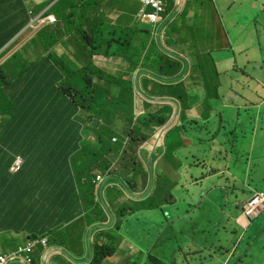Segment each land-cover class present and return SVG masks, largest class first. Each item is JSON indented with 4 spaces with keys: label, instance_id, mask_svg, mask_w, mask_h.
<instances>
[{
    "label": "trees",
    "instance_id": "trees-1",
    "mask_svg": "<svg viewBox=\"0 0 264 264\" xmlns=\"http://www.w3.org/2000/svg\"><path fill=\"white\" fill-rule=\"evenodd\" d=\"M53 1L0 0V236L21 234L29 238L26 246L48 240L53 247L66 248L74 240L77 223H85L94 230L105 228L107 216L98 196L99 189L108 187L111 173L135 190L147 183L148 173L139 148L167 123L166 114L173 110L171 106L154 110L153 104L147 103L148 112L137 117L134 82L97 66L94 56H120L132 69L142 66L155 77L166 80L168 78L162 76H168L177 81L157 84L158 90L146 91V95L149 98L174 97L184 111L192 107L191 91L201 89L203 92L195 98L197 104H204L202 115L207 119L227 98L238 104L250 91L254 84L252 77L259 71L256 65L264 61H257L262 56L254 61L245 62V59L263 52L264 40L255 33L251 37L255 42L247 44L248 33L256 29L261 13L257 7L247 8L251 15L240 19L248 27L246 34L232 42L226 37V43L223 35L228 33L214 28L202 32L212 31L218 38L204 35L199 38L201 44L213 45L217 40L215 46L230 53L226 63L219 62L211 51L205 60L191 63L186 57L176 56L167 45L170 37L166 30L181 31V35L189 33L188 24H183L181 17L174 14V0L165 6L155 23L161 32L152 35L150 27L141 30L137 24L120 30L107 23H104L105 28L100 24L88 28V22L82 24L85 11L88 12V1L58 0L43 16L53 14L55 23L36 31L28 40L21 38L28 32L31 20ZM97 1L103 7L104 0ZM246 7L235 13L245 11ZM148 11L155 12V9L148 8ZM140 31L146 32L147 37L152 36L146 42L141 40V45L137 42ZM237 46L242 48L238 54ZM186 68H192V75L184 79ZM94 78L100 82L92 83ZM234 87L236 92L232 94ZM258 111L263 124L264 110L252 109L254 113ZM248 119L250 123L255 120L250 116ZM222 133L217 132L215 136L218 138ZM247 140L246 134L238 133L230 143L233 150L213 151V158L209 159L197 157L179 173L181 179L189 176L191 181H197L209 171L221 174L224 169L220 161H238L245 152ZM184 146L183 141L171 144L166 154L174 160ZM149 153L145 152L143 157L147 159ZM19 157L23 164L15 173L11 168ZM155 157L152 162L147 160L152 172ZM175 162L181 163L179 158ZM161 165L166 163L160 160L156 173L166 190L169 173L167 165L159 171ZM129 172L133 175L129 176ZM202 186L201 182L199 187ZM204 189L209 190V187ZM255 190L250 187L249 194ZM200 198L212 201L209 193L200 192ZM225 199H229L228 196ZM144 203L148 204L143 202L140 207H146ZM112 209L119 219L118 228L113 230L115 233L109 229L96 235L89 264H104L113 257L124 236L121 218L125 219L128 208L116 203ZM17 237L13 239L15 248L23 244ZM184 248L185 245L179 246L180 250ZM33 255L36 259L37 251ZM21 261L17 264H25Z\"/></svg>",
    "mask_w": 264,
    "mask_h": 264
},
{
    "label": "rangeland",
    "instance_id": "rangeland-1",
    "mask_svg": "<svg viewBox=\"0 0 264 264\" xmlns=\"http://www.w3.org/2000/svg\"><path fill=\"white\" fill-rule=\"evenodd\" d=\"M37 3L41 2V0H35ZM135 8L137 9L136 12V19L134 20V24L139 25L140 29H146L148 27L151 28V35L155 32L159 33L161 32L160 26L152 23L149 19H139L138 14L140 10L142 9V4L135 0H130ZM168 2H172L171 0H166ZM243 4L246 3L244 0H240ZM219 9L214 12L215 20L210 19V22L213 24L209 25V30H212L214 28H217L219 32L224 33L226 31L230 37L231 42L236 38L240 37L244 34H246V27L245 25L240 21V18L238 14L235 12L239 10L238 8H232L230 10L224 9V4L222 2H219ZM251 8L259 7L260 9H264V1L263 0H254L250 4ZM234 12V14H233ZM264 15L260 13L259 21L260 26L257 29H252L250 33H248V36H250V42L251 44L255 41H252L251 37L256 35H260L264 40V23L261 21L263 20ZM216 23V24H215ZM218 23V24H217ZM219 24L223 25L225 28H228L224 30ZM190 28L197 29V26L193 23L188 24ZM202 31V30H201ZM35 33V30L32 26H29L28 32L23 34L21 38H24V40H28L33 34ZM169 37H170V44L169 40L167 38V45L169 49L173 50L175 52L176 56L180 57H187L192 61L193 59H197V57L203 61L208 57L207 49L212 52L211 55H214L216 59H218L221 63H226L227 59L230 55L227 51H223L220 48H217V46L212 44H196L195 42H189L188 44L181 46L177 40V38L172 36V32L168 31ZM215 35V34H214ZM216 36V35H215ZM152 37V36H149ZM147 37V33L140 31L137 35V39L147 41L149 38ZM223 40L226 42L225 34L223 35ZM20 41V39H19ZM174 41V42H173ZM227 43V42H226ZM212 45V46H211ZM19 47V44L16 46L14 50H16ZM236 52L240 51V47H235ZM177 53V54H176ZM264 54V50L262 52ZM183 57V58H184ZM121 70L118 71L116 75H123V73L126 72V69L123 70V66H120ZM127 67V66H126ZM108 71L110 69L107 68ZM145 72V69L141 66L137 69L130 68L128 70V73H133L134 77H137L140 73ZM188 72V69L186 73ZM185 77V76H184ZM130 78L135 82V79L130 76ZM83 84L85 83L82 81ZM92 83H99L96 78H94ZM144 83L146 86H148L150 89H152L157 82H155L153 79L146 77L144 79ZM138 86H140L138 84ZM258 88V86H255ZM142 89V87L140 86ZM261 92H264V88L260 87ZM196 93V91L194 92ZM262 94V93H261ZM139 102V95L137 98ZM176 99L174 98H168V97H159L156 101V105L154 110H162L165 106H171L173 108L172 111L168 112L166 114L167 118L170 119L169 126H177L172 125V123L175 120L176 114H178L179 117V123L186 118L185 111H181V108L179 105L176 104ZM143 105H138V108L141 107V112L144 111ZM138 109V110H139ZM205 108L201 106L200 114L197 113V117H194L191 121L192 123H185V129L183 130V134L185 137H189L193 142H197L196 146H194L191 143H188L184 139H182L177 133L172 134L167 139V147H169L171 144H176L179 141H183L185 146L183 147V154H186L188 156H194L197 157H204L206 159L213 158V147L211 144H208L206 141H200L199 139L202 138L203 129H201L202 126H205V123H202L197 125L193 124L194 121L200 119L202 120ZM194 111V107L190 109V112L192 113ZM234 113V112H232ZM232 113L230 115H227L228 119V125H230L229 130H232L234 128V121L232 118ZM213 114H216V111L213 112ZM199 115V116H198ZM137 117H139L136 114ZM232 117V118H231ZM214 119V118H213ZM169 126L167 127L169 129ZM195 129L198 130V132L195 131ZM251 124L245 122L243 126V130H250ZM159 129H157L154 133V135L150 138V140L156 136ZM215 131V130H213ZM168 132V131H167ZM147 141V143L150 142ZM234 139H231L233 141ZM144 144L149 145V144ZM202 144V146L200 145ZM143 145V144H142ZM140 146V148L142 147ZM157 145L159 146V143L157 142ZM153 148H155L152 145H149ZM148 147H146V150L148 151ZM227 148L229 150H233L234 147H232L231 144H228ZM140 152V151H139ZM170 157V156H168ZM172 161H178V155L176 153L175 159L170 157ZM142 160V159H141ZM235 160V159H234ZM181 162V166L183 170L188 165L189 160L186 156L183 155V158L179 159ZM144 167L148 174L153 175L154 172L150 171V169L147 167L145 162L142 160ZM167 166L168 162H165ZM165 165V166H166ZM232 172L238 173L239 176L244 177L242 172L238 170V168L245 169L246 165L244 164V160L240 159V164L232 163ZM228 166H224V170L227 171ZM238 170V171H237ZM169 178L168 181V188L164 190L162 188V178H158V174L155 179H151V183L155 184L154 188H144V186H141L140 190L137 191H131L130 189L126 191L122 188L124 182L122 179H119L115 177L113 174L111 178L108 180L110 183L108 184V187L103 190L104 193V199H100L101 204L103 205L104 201L106 203H109L111 207L115 205L116 203H123V207L128 208L127 216L124 218H121L122 222V231L123 235L126 239H129L132 241L135 245H139L142 248L147 249V251L152 253V257L149 259L148 262L145 264H159L161 259H165L166 264H174L176 260V256L173 255L176 250H178L179 245H186L185 249H190V253L192 254V257L196 258L201 254V250L198 245H201V243H204L208 246L209 249H213L217 247V237L215 235V232L217 231L216 225L218 224H224L227 223L224 221L226 218V215H230L233 219V224L236 223V217L239 215V213L236 210V202L238 199H241L243 195H245L247 192H249V189H261L264 181H235L232 178L229 180H226L224 182V189L226 191H214L211 192V197L209 202L208 200H205L203 198H200V192L208 193L207 189H204L205 187H197L196 189L193 188H185L187 185L190 184L191 179L189 176H185L184 179H180L176 182H174V178H172L171 175H166ZM231 176V175H229ZM228 176V177H229ZM170 180H173V184L170 183ZM161 181V183H160ZM126 184L132 188L131 186L126 182ZM157 185H160V187L157 188ZM144 188V189H143ZM229 199H225L227 197ZM247 198H243V203ZM143 202H147L146 207H140V204ZM129 215H134L130 217ZM257 224L263 225L264 219L261 217L258 219ZM74 230L76 232L80 231L82 233V239L84 241V245H80L76 250L72 251H64L62 254L57 258L54 255L50 259V264H64L67 263V260H72L75 264L84 263L90 260L92 255V247L94 246V242H92V233L93 229L90 227L88 228L86 224L84 225L82 223H77L74 227ZM86 232V237L83 235V233ZM113 233H115L113 231ZM231 232L228 234V236H231ZM23 236V235H22ZM21 235L19 236V241L21 243H25L26 240ZM17 237V236H16ZM164 243V244H163ZM161 244H163L161 246ZM40 246L36 248V250H40ZM82 249V252L79 251V249ZM52 248H47L46 250L49 251ZM39 255V254H38ZM57 256V255H56ZM148 256V255H147ZM147 256H140L141 258H144V260L147 259ZM226 254H218L213 259H205L201 262L194 264H216L215 260L220 257H224ZM35 257V256H34ZM183 256L182 258H184ZM189 257V256H188ZM191 258V257H189ZM37 259V258H36ZM181 261V260H180ZM135 262V261H134ZM182 262V261H181ZM237 261H231L230 264H236ZM17 264V263H12ZM137 264H143L142 262H137ZM185 264V263H184ZM228 264V263H227Z\"/></svg>",
    "mask_w": 264,
    "mask_h": 264
},
{
    "label": "bare ground",
    "instance_id": "bare-ground-1",
    "mask_svg": "<svg viewBox=\"0 0 264 264\" xmlns=\"http://www.w3.org/2000/svg\"><path fill=\"white\" fill-rule=\"evenodd\" d=\"M86 1H88V0H86ZM97 2H98L97 0H94V3H92L90 6L89 5L87 6L88 9H90L89 11L99 12L98 7L96 6ZM219 2H222L224 4L225 11L230 10L234 7L235 8L239 7V10H240L242 7H246L245 5H247V2L243 4L240 0H232V2H229V0H219ZM99 6H100V4H99ZM246 8H250V4H248V7H246ZM258 9L260 10L261 14L264 15V10L260 9L259 7H258ZM250 15L251 14L248 13L246 10L238 13V16L241 20H242L243 16H250ZM198 21H201V20L198 19ZM209 22H210V20H209ZM261 22L264 23V18ZM259 26H260V21L258 19L256 29ZM253 29H255V27ZM225 37H229V35L225 34ZM256 67L259 69V71L255 74V76L252 77V81L254 82V84L250 87V91H252L254 93L261 92L260 87L264 88V62L260 66L256 65ZM255 86H258V88ZM235 92H236V87L232 88V90H231V93L235 94ZM261 93L262 94L260 97L257 98V101H253L252 103H251V101H248L245 97H243L239 101L238 104H234L229 99H227V101L225 103H223V106L219 107L216 110V114L212 113L211 115H209V117L207 119H204V118H202V120L198 119V120L194 121L193 124L199 125L202 123V121H203V123H205V126H202L204 128L203 133H202V138H200L199 140L200 141H206L208 144H211V146L213 147V151H215V152L225 150L227 148L228 144L231 143V139H234V137L238 133L246 134L248 136V140L246 141L245 152L242 155V157L240 158V159L244 160V164L246 165V167H245V169L238 168V170H240L242 172V174L247 173L248 178H256V179L258 178V179H261V181H264V176L256 175L260 169H264V148L262 147V144H264V124L260 123L261 112L260 111H258L256 113L252 112V109L257 108L260 100L264 98V92H261ZM253 98H255V97L253 96ZM135 103L139 104V103H143V102L141 100H139V102H138V100L136 99ZM191 108H193V107L188 108V110L184 112L186 117L189 116ZM232 112H234V113H232ZM230 113H232V116L234 117V118L231 117L234 121V128L232 130H229L230 125H228V122H227L228 121L227 115H230ZM249 116L255 118L253 123L249 122V119H248ZM208 119H211V121H208ZM245 122L251 124V129L248 131L243 130V126H244ZM190 123H192V122H190ZM169 124H170V119H168V121L165 125L158 128L159 130H158L156 136H154L150 140L149 143H147V142L144 143V144L147 143L149 145L154 146L155 149L161 150V154H158L156 156V159L159 162H160V160L165 161L162 158V154L164 153V150H163V147H162L160 141L165 136V134L167 133V131H168L167 127L169 126ZM176 124H179L178 114H176L175 120L172 123V125H176ZM213 130H215V131H213ZM195 131L198 132L197 129H195ZM217 132H223V133L221 135H219V137L217 138L215 136V134H217ZM224 133L227 134L226 138L223 137ZM184 140L187 141L188 143L193 144L194 146H196V144H197V142H195V141L193 142L189 137H185ZM157 142L159 143V146L157 145ZM144 144L142 146H145ZM200 145L202 146V144H200ZM144 150H146V149H144ZM143 154H144V151L139 152V155H141L142 160L145 162V164L149 168V164L147 163V160L150 159V157H149L150 155H148L147 159H146L145 157H143ZM254 158H255V160H254ZM240 159L236 162H230V164L227 165L228 169L226 172H222L221 174H219V173H216L214 171L213 172L209 171L208 174L204 175L200 180L191 181L190 184L187 185L185 188L196 189L197 187H199V184L202 182L203 183L202 187H205V188L209 187V190H207V191L209 193V197H211V192L217 191L218 188L224 189V187H225L224 182L226 180H229L230 178H232L235 181H243V180H240L241 176H239L238 173L234 174L231 171L232 170V167H231L232 163L240 164ZM20 169L15 171V173L19 172ZM132 175L133 174L131 172H129V176H132ZM229 175H231V176H229ZM156 176H157L156 172H154L153 175H152V173L148 174V180H147V183L144 185V188H154L155 184L151 183V179L156 180ZM180 179H181V176L178 177L176 181H178ZM122 187L126 191H128L129 189L131 191H137V190H133L132 188H130L126 184V182L123 184ZM250 197H251L250 199H248L246 202H244L240 206H237V203L240 201V199H238V201L235 203L236 204V210L239 214L241 212H245L244 223H246V224L244 225L243 229H241V232L244 234L243 238L248 237V235H249L248 230L254 222H256L261 217H263V219H264V184H263L261 189H256L254 192H252V195ZM247 210H250V213H247ZM224 221L227 223L216 225L217 231L215 232V235L217 237V242H216L217 247H215L213 249H209L206 244L201 243V245H198L200 250H201V254L199 256H197L196 258H193V259L187 257V256H189L190 249L184 248L183 251L185 252L186 256L183 259H184L185 263L194 264V261H196L195 263H198V262H201L207 258L213 259L216 255L221 254L222 252H228V251L234 252V250L237 249V247L240 245V241H239V239L237 241L234 239V234L239 231L238 225L236 222H235L236 223L235 225L233 224V219L230 215H226V218L224 219ZM263 225H264V222H263ZM230 232L232 234H231V236H228V234ZM242 242H243V240H242ZM186 245H187V243L185 244V247H186ZM19 250H20V248L17 247L15 249H12L8 253L9 254H15V253L19 252ZM236 264H239V261L236 262Z\"/></svg>",
    "mask_w": 264,
    "mask_h": 264
},
{
    "label": "crops",
    "instance_id": "crops-1",
    "mask_svg": "<svg viewBox=\"0 0 264 264\" xmlns=\"http://www.w3.org/2000/svg\"><path fill=\"white\" fill-rule=\"evenodd\" d=\"M188 1L191 2L192 0H188ZM199 1L201 2L200 6H202V4L206 3L207 0H199ZM244 1L249 2V4H251V2L254 0H244ZM229 2H232V0H229ZM92 3H94V0H88L89 6ZM96 6L98 7L99 12H97V11L87 12L86 15L84 16V20H83L82 24L84 22H88L86 25V27H88V28L90 26L92 28L96 24H100L105 28L104 23H107L110 26H116L118 28V30H120L121 28L130 27L131 25H133L135 23L134 20L136 19L137 9L135 8L134 4L130 0H119L117 3H115L114 0H104L103 7H100L98 2L96 3ZM248 9L246 8V11ZM89 10L90 9H88V11ZM198 19H200L201 21H198ZM210 19L215 20L216 19L215 15L211 14V17H209L208 13L204 12L202 9H199V8L196 10L192 9V10H190V12L187 15H183L181 17V21L185 25L189 24V23H193L194 25L197 26V29L190 28V26L188 25V28L186 30H188L189 33L187 35H181V31L175 32V33H173V31H172V36L177 38V40L181 46H184V45L188 44L189 42H195L196 44L199 45L200 44L199 38H201L202 35L208 36V37L213 36V37L218 38L217 36L214 35V33L212 31H209L208 33L202 32L205 30H209V25L213 24V23L209 22ZM245 27L248 28L246 25H245ZM122 33L127 34V31H122ZM216 41L217 40L213 41V45L217 44ZM137 42H139V44L141 45V43H140L141 40L138 39ZM209 44H210V42H209ZM247 44H251V43L248 42V40H247ZM59 49L61 52H63V51L65 52V50L63 48H59ZM241 49L242 48H240V50ZM208 51H210V49L209 50L207 49V52ZM263 55L264 54L262 52L258 53V54H251L248 58L245 59V62L254 61L260 56H262V58L257 59V61L258 60L262 61L263 57H264ZM94 60H95L96 64L98 66H100L101 68H105V69L108 68L112 71H117L118 69L121 68L120 67L121 66L120 61L125 62V59H123L120 56L106 57L103 55H97V56H95ZM199 60L200 59L197 57V59H193L192 61L190 60V62L191 63L195 62V61L197 62ZM253 96L255 98H253ZM260 96H261L260 94L254 93L252 91L246 92L244 95V97L248 101H251V103L253 101H257V98ZM263 102H264V98L261 99L260 102L258 103L257 108L259 110H264V103ZM142 107L144 109L143 112L149 110L148 105L145 103L143 104ZM140 109H141V107H140ZM200 110H201V105L195 106L194 111L192 113L190 112L188 118L193 119L194 117H197V113H199ZM262 147L264 148V144H262ZM159 152H161V150L157 149L156 156ZM164 162H166V161H164ZM219 164H220V167L223 168L224 166H227L228 164H230V161L221 160ZM155 165L157 167V163ZM168 165H170L169 162H168ZM164 167L165 166L161 165L158 167V170L163 171ZM256 175L264 176V170L259 171ZM178 177H180V174H178ZM240 180L261 181V179H258V178L256 179V178H248V177H240ZM240 215H241V213H240ZM240 215L237 217V220H236L239 231L234 234V239L236 241L239 239L240 245L237 247V249L234 250V252L228 251L225 253L226 256L217 258V260H215L216 264H227V263L230 264L231 261H237V262L239 261V264H264V225L257 224V222H254L248 230V234H249L248 237L243 238L244 234L241 232V229H243V227L246 223H244L245 218L243 216L240 217ZM129 216L132 217L134 215H129ZM104 227L105 228H101V227L95 228L94 236L96 237L97 234H99L100 232L105 231V230H109V229H111L112 231L116 230L118 228V221L116 220V218L111 216V219L109 220V222H108V218H107V222L104 223ZM88 228H90V227H88ZM20 235H18V237H17L18 239H19ZM83 235L86 237V232H84ZM14 237H16V236H14V235L0 236V254L8 253L12 249L15 248V246L13 244ZM28 239L29 238L25 236V240L28 241ZM242 240H243V242H242ZM24 244L25 243L20 244V245H24ZM163 244H161V246ZM80 245L81 246L84 245V241L82 239V233H80V231H78V232H75V234H74L73 242H71L68 245V247H66V248H64V247H51L52 249L47 251L44 246H40L41 247L40 250H38V251L36 250V251L38 254H39V252L41 254L37 255L36 256L37 259H35V260L40 262V264H50V259L53 255L58 258L62 254V252L76 250ZM179 246H178V250H176L173 254L176 256V260H175L174 264H184L185 263L184 259L182 258L183 256H186L185 252L183 250H180ZM181 246H184V245H181ZM79 251L82 252V249L80 248ZM139 255L145 256V257L147 255L148 256H147V259L144 260V258L139 257ZM151 257H152V253L147 251V249L142 248L139 245H135L129 239L124 238L123 240L120 241V245L118 246V250H117L116 254L113 257H110L109 259H107L104 264H137V262H142L143 264H145L146 262L149 261V259ZM189 257H191V259L194 258V257H192V254L189 255ZM15 263H17V262H15ZM87 263L88 262H84V263H80V264H87ZM64 264H75V263L72 260H67V263H64ZM159 264H166L165 259H161ZM185 264H187V263H185Z\"/></svg>",
    "mask_w": 264,
    "mask_h": 264
},
{
    "label": "clouds",
    "instance_id": "clouds-1",
    "mask_svg": "<svg viewBox=\"0 0 264 264\" xmlns=\"http://www.w3.org/2000/svg\"><path fill=\"white\" fill-rule=\"evenodd\" d=\"M42 1V0H41ZM56 0H54L53 2H52V4L55 2ZM58 1V0H57ZM56 1V2H57ZM135 1H138V2H140L139 0H135ZM163 2H164V4H163V7H164V10H165V6H167L168 4H169V2L168 1H166V0H163ZM141 3V2H140ZM200 1L199 0H192L191 2H189L188 0H174V14L175 13H177L180 17H182L183 15H187L189 12H190V10H192V9H202L204 12H206V13H208V15H209V17H211V14H214V12L216 11V10H218L219 9V0H207L206 1V3H204V4H202V6H200ZM55 4V3H54ZM53 4V5H54ZM142 4V9L140 10V12H139V14H138V16L139 17H141L140 16V13H141V11L142 10H147L148 11V8H153V9H155V12L157 11V9L153 6V5H144L143 3H141ZM52 5V6H53ZM51 6V7H52ZM50 7V8H51ZM48 8V7H47ZM45 9L42 13H40L38 16H36L35 18H33L32 20H31V23H30V25L29 26H32L33 28H34V30H35V32L36 31H39L40 29H42L43 27H45L46 25H48V24H54L55 23V21H53V22H46V23H44L43 25H37V24H35V23H33V21L34 20H36V19H47L48 17H50V16H52V17H54L53 16V14L51 15H48V16H45V17H43L44 16V14H45V12H47V10L48 9H50V8H48V9ZM163 10V11H164ZM162 11V12H163ZM89 12H91V11H89ZM149 13H154L153 11H148ZM85 13H87V12H85ZM160 15H161V12H160V14H159V17H160ZM55 18V17H54ZM141 18H143V17H141ZM159 20H157L156 22H152V23H157ZM97 25V24H96ZM28 26V27H29ZM166 32H167V34H168V31L166 30ZM22 34V32L19 34V35H17L16 36V38H14L11 42H10V44L14 41V40H16L20 35ZM168 37H169V34H168ZM163 38V37H162ZM9 45V44H8ZM7 45V46H8ZM171 50V49H170ZM171 51H173V50H171ZM95 56H97V55H95ZM95 56H94V58H95ZM104 56V55H103ZM264 56V55H263ZM184 57V56H183ZM123 58V57H122ZM187 59H188V57H186ZM124 59V58H123ZM189 60V59H188ZM263 61H264V57H263ZM189 62H190V60H189ZM96 63V62H95ZM97 65V64H96ZM120 65L121 66H123V70L124 69H126V72L125 73H123V75H121V76H125V78H127L128 80H131V81H133L131 78H130V76H132L134 79H135V82H134V84H135V96H136V99L138 98V95H139V100H141L143 103H139V104H136V114L138 115V116H142V115H144V114H146L148 111H145V112H141V109H139L138 108V105H143L144 103L145 104H147V103H150V104H153L152 105V107H155V105H156V101H157V99L159 98V97H156V98H149V97H147V95H146V91H152L153 89H156V90H158V87H156L157 86V84H162V85H166V84H175V83H177V81H175V80H173L172 78H170V77H168V76H162V77H165V78H168V79H166V80H163V79H160L159 77H155V76H153L149 71H145V72H143V73H140L137 77H134V74L133 73H128V70L130 69V68H132L131 67V65L128 63V61H126L125 60V62L124 61H120ZM98 66V65H97ZM127 66V67H126ZM100 67V66H99ZM103 69H105V68H103ZM187 69H188V72L186 73V75H185V77H184V79H187V78H189L191 75H192V68H186L185 69V71H187ZM107 72H109V73H112V74H117L118 73V71H120L121 70V68L120 69H118L117 71H112V70H110V71H108L107 69H105ZM145 76V77H144ZM146 77H148V78H151V79H153L155 82H157V84L152 88V89H150L148 86H146V84L144 83V79L146 78ZM138 84L142 87V89L140 88V86H138ZM196 91V93H194ZM194 92L193 91H191V96H193V100H192V107H195V106H198V105H201V106H204V104L203 103H198L197 104V101H196V98H195V96L197 95V94H200V93H202L203 91L201 90V89H199V88H195L194 89ZM258 94H260L261 95V92H257ZM170 98H174V97H170ZM175 99V98H174ZM202 101H204V99H202ZM264 103V102H263ZM176 104L177 105H179L180 106V108H181V111H184V109H183V107L181 106V104L180 103H178L177 101H176ZM147 105H149V104H147ZM139 109V110H138ZM188 110V109H187ZM193 119H189L188 117H186L185 119H183L180 123H179V125H177V126H169V129H168V132L165 134V136L161 139V145H162V147H163V150H164V153L162 154V158L165 160V161H168L169 162V166H166V169H167V171H168V173H169V175H171L172 176V178H174V180L176 181L177 180V178H178V174L180 173V172H183L184 170H183V168H182V166H181V164L179 165V164H177L175 161H172L171 159H169V157H168V155L166 154V146H167V139H168V137L170 136V135H172V134H175V133H177L181 138H185V135L183 134V130L185 129V123L186 122H188V123H190L191 121H192ZM263 124H264V122H263ZM239 126V125H238ZM181 127L183 128V129H181ZM149 145H146V147H148ZM146 147L145 146H142L141 148H139V151H144V154H145V152H150L149 153V155H150V159H149V161L150 162H152V159H153V156L154 155H156V151H157V149H155V148H153V147H151V146H149V148H148V151L147 150H144V149H146ZM183 148L182 149H180L179 150V152H178V158L179 159H181V157L183 158V155L184 156H186L187 157V159L189 160V163H188V165H190V164H192V163H194L196 160H197V156L196 155H194V156H188V155H186V154H183ZM158 154H161V152H159ZM157 154V155H158ZM254 160H255V158H254ZM154 161H155V164L156 163H158L159 161L156 159V157H155V159H154ZM191 162V163H190ZM154 164V172H156V165ZM14 165V164H13ZM12 165V166H13ZM187 165V166H188ZM186 168V167H185ZM223 169H224V167H223ZM261 170H264V169H260L259 171H261ZM223 172H226L225 170L223 171ZM157 174H158V172H157ZM113 174L111 173V176H112ZM243 175H244V177H247L248 176V174L247 173H243ZM173 180H170V183L171 184H173V182H172ZM174 181V182H175ZM102 183V182H101ZM99 192H100V194H99V196H98V200H100L101 198L102 199H104V193H103V187L101 188V190L99 189ZM251 195L249 194V192H247L245 195H243V197L240 199V201L237 203V206H240V205H242L243 204V198L245 197V198H247L244 202H246L248 199H250L251 197H250ZM103 208H104V210H105V213H106V216H107V218H108V222H109V220L111 219V216H113L114 218H116V220L119 222V219H118V217H117V215L113 212V209H112V207H111V205L109 204V203H106L105 201H104V203H103ZM240 215V214H239ZM238 215V216H239ZM237 216V217H238ZM241 216H243L244 218H245V212H241V215H240V217ZM237 217H236V220H237ZM106 223V222H105ZM92 228V227H91ZM93 229V228H92ZM95 236H94V229H93V234H92V242H94L95 243ZM125 237L124 236H122V239L121 240H123ZM43 241H47V245H45L44 243H43ZM25 245V244H24ZM24 245H21V246H24ZM119 245H120V243H119ZM26 246V245H25ZM39 246H44L46 249L47 248H51V247H53V246H51L50 245V243H49V241L48 240H41L40 242H38L36 245H35V247H34V249H33V253H32V255L34 254V251H36V248L37 247H39ZM20 247V246H19ZM92 255H91V258H90V260L89 261H87L88 263L87 264H89L90 262H91V260H92V258H93V255H94V249H93V247H92ZM226 252H222L221 254H225ZM5 254H9V253H5ZM0 255H2V254H0ZM189 255H191V253H189ZM109 259V258H108ZM33 260H34V264H36V260H35V258H34V255H33Z\"/></svg>",
    "mask_w": 264,
    "mask_h": 264
},
{
    "label": "built area",
    "instance_id": "built-area-1",
    "mask_svg": "<svg viewBox=\"0 0 264 264\" xmlns=\"http://www.w3.org/2000/svg\"><path fill=\"white\" fill-rule=\"evenodd\" d=\"M141 3L144 5H153L157 11L154 13H149L147 10H142L140 13V16L143 17L144 19H149L152 22H156L159 20V14L164 10L163 7V0H139ZM55 21V18L50 16L47 19H36L33 21V23L37 25H43L46 22H53ZM23 164V160L19 157L16 159L14 165L12 166L11 170L12 171H17L21 168ZM247 213H250V210H247ZM45 245H47V241H43ZM36 245V244H35ZM35 245H28V246H20L19 252L15 254H2L0 255V264H12L15 262H18V260L22 259L23 263L25 264H34L33 257L31 254L33 253V249Z\"/></svg>",
    "mask_w": 264,
    "mask_h": 264
},
{
    "label": "water",
    "instance_id": "water-1",
    "mask_svg": "<svg viewBox=\"0 0 264 264\" xmlns=\"http://www.w3.org/2000/svg\"><path fill=\"white\" fill-rule=\"evenodd\" d=\"M56 1H57V0H56ZM56 1H55L54 3H56ZM54 3H53V4H54ZM53 4H51L48 8H50ZM48 8H47V9H48Z\"/></svg>",
    "mask_w": 264,
    "mask_h": 264
}]
</instances>
